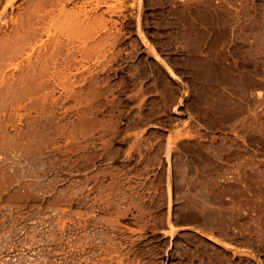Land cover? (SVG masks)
<instances>
[{
    "label": "rangeland",
    "instance_id": "1",
    "mask_svg": "<svg viewBox=\"0 0 264 264\" xmlns=\"http://www.w3.org/2000/svg\"><path fill=\"white\" fill-rule=\"evenodd\" d=\"M0 264H264V0H0Z\"/></svg>",
    "mask_w": 264,
    "mask_h": 264
}]
</instances>
